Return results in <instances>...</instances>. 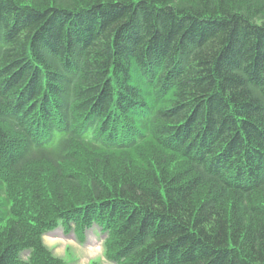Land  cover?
I'll return each instance as SVG.
<instances>
[{
	"label": "trees",
	"instance_id": "obj_1",
	"mask_svg": "<svg viewBox=\"0 0 264 264\" xmlns=\"http://www.w3.org/2000/svg\"><path fill=\"white\" fill-rule=\"evenodd\" d=\"M59 224L264 264V0H0V264H63Z\"/></svg>",
	"mask_w": 264,
	"mask_h": 264
},
{
	"label": "rangeland",
	"instance_id": "obj_2",
	"mask_svg": "<svg viewBox=\"0 0 264 264\" xmlns=\"http://www.w3.org/2000/svg\"><path fill=\"white\" fill-rule=\"evenodd\" d=\"M75 234L73 230L64 231V227L59 225L43 236V242L63 264H114L104 256L106 234L99 227L92 225L86 229L83 239ZM22 257L26 258V253Z\"/></svg>",
	"mask_w": 264,
	"mask_h": 264
}]
</instances>
